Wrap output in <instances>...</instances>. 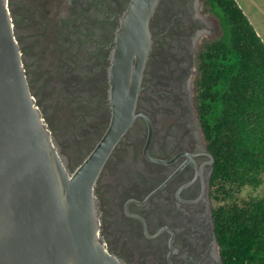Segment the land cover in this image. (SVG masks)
<instances>
[{
    "label": "flooded vegetation",
    "instance_id": "af4514ba",
    "mask_svg": "<svg viewBox=\"0 0 264 264\" xmlns=\"http://www.w3.org/2000/svg\"><path fill=\"white\" fill-rule=\"evenodd\" d=\"M40 1L8 0L23 68L72 172L104 146L95 195L107 252L123 264H223L197 105L202 54L222 33L206 0L158 4L131 122L112 121L110 72L132 0ZM46 17L62 30L54 48Z\"/></svg>",
    "mask_w": 264,
    "mask_h": 264
},
{
    "label": "water",
    "instance_id": "95a60500",
    "mask_svg": "<svg viewBox=\"0 0 264 264\" xmlns=\"http://www.w3.org/2000/svg\"><path fill=\"white\" fill-rule=\"evenodd\" d=\"M160 1L132 0L120 19L110 72L114 122L135 119L149 23ZM12 20L8 0H0V264H123L99 234L95 184L104 146L70 170L30 92Z\"/></svg>",
    "mask_w": 264,
    "mask_h": 264
},
{
    "label": "trees",
    "instance_id": "16d2710c",
    "mask_svg": "<svg viewBox=\"0 0 264 264\" xmlns=\"http://www.w3.org/2000/svg\"><path fill=\"white\" fill-rule=\"evenodd\" d=\"M222 34L201 57L198 114L214 157L216 230L223 264H264V42L236 0H206Z\"/></svg>",
    "mask_w": 264,
    "mask_h": 264
},
{
    "label": "rangeland",
    "instance_id": "374dc122",
    "mask_svg": "<svg viewBox=\"0 0 264 264\" xmlns=\"http://www.w3.org/2000/svg\"><path fill=\"white\" fill-rule=\"evenodd\" d=\"M58 1L59 0H55L56 3ZM239 3L241 4L242 7L244 6L247 10H248V8H250L249 6L252 7L249 0H239ZM254 3H258L259 5L262 6V4L264 3V0H254ZM40 4H41V6H43V5L45 6V8H44L45 11H48L46 5L50 4V0H45V2H44V0H42V1H40ZM255 15H256V18L259 22V24H258L254 20L255 27L257 28V30H259L262 33V35H263L262 41L264 42V20L262 21V17L259 13H255ZM252 16H253V14H252ZM61 32H62V30L59 29L58 23L54 19L48 20V18L46 17V19H45V37H46L47 41L51 42L50 48L51 47L54 48V47L58 46ZM219 34L220 35L222 34L221 31H219ZM54 53H56V52H54ZM263 195H264V182H263V185L257 189H253L251 187L245 188L238 195V200L241 203L242 201H248L252 198H259V197H262Z\"/></svg>",
    "mask_w": 264,
    "mask_h": 264
},
{
    "label": "crops",
    "instance_id": "0c3cea01",
    "mask_svg": "<svg viewBox=\"0 0 264 264\" xmlns=\"http://www.w3.org/2000/svg\"><path fill=\"white\" fill-rule=\"evenodd\" d=\"M250 1V4L252 5L249 6L250 8H248V10L243 6H241V4L239 3V0H236V2L238 3V5L241 7V9L243 10V12L245 13V15L247 16V18L249 19L250 23L253 25V27L255 28L257 34L260 36V38L263 40V35L262 33L257 30V28L255 27V22L254 20L256 21V23L259 24L257 18H256V15L255 13H259L262 17V21L264 20V3L261 5H259L258 3H254V0H249ZM253 3V4H252ZM249 12V13H248ZM253 14V16H252Z\"/></svg>",
    "mask_w": 264,
    "mask_h": 264
}]
</instances>
